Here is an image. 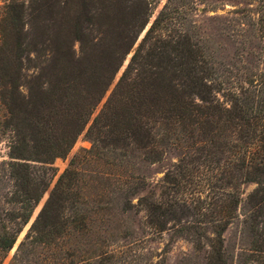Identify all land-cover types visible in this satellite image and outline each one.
Listing matches in <instances>:
<instances>
[{
  "label": "trees",
  "instance_id": "trees-1",
  "mask_svg": "<svg viewBox=\"0 0 264 264\" xmlns=\"http://www.w3.org/2000/svg\"><path fill=\"white\" fill-rule=\"evenodd\" d=\"M159 1L2 0L0 144L7 139L9 153L0 158V264H83L78 236L107 209L105 183L127 207L147 189L138 204L151 233L170 229L168 244H192L177 264H264V0L213 15L205 13L224 0H167L93 119L92 147L33 219L50 188L47 166L91 120ZM33 53L38 71L28 80ZM152 152L178 155L157 191L140 171ZM248 184L256 187L246 194ZM108 254L93 264L110 263Z\"/></svg>",
  "mask_w": 264,
  "mask_h": 264
},
{
  "label": "rangeland",
  "instance_id": "rangeland-1",
  "mask_svg": "<svg viewBox=\"0 0 264 264\" xmlns=\"http://www.w3.org/2000/svg\"><path fill=\"white\" fill-rule=\"evenodd\" d=\"M166 1L167 0H160L159 2H152L150 7L151 17L149 22L140 32L137 41L132 48V51L127 54L122 67L116 74L113 82L109 86L102 100L94 109L91 120L77 136V138H75L68 152L63 154L62 156L54 158L53 162L47 166L49 170L48 176L49 178L51 177L50 188L43 194L39 204L35 209L33 219L41 210L44 202L49 196L50 189L54 186L58 177L70 166L71 160L75 156H81L85 154V150L92 147L93 139L95 137L88 129L92 124L93 119L98 115L99 111L112 94L115 85L117 84L120 76L122 75L124 69L130 61L134 49L138 47L148 28L151 26L154 18ZM241 1L242 0H224L223 2H225V6L221 5L217 10L210 9L205 14L213 15L215 13H224L225 10L241 6V3L239 5H235V3H239ZM2 3V0H0V12ZM203 8L204 5L200 4L199 10L202 11ZM95 34V36H98V38L103 36V34L99 32ZM74 49L77 57H79L81 55H84L83 49L85 50V45H83V43H80L79 41H76L74 43ZM34 55L35 53L32 54L31 61L25 59V66L27 67L26 70H24V73L26 75L25 78H27L28 80L33 79L32 77H34L36 71H38L37 66H32V64H34V61H36L34 60ZM28 85L27 83H24L23 91L25 93L29 90V88L27 87ZM7 143L8 142L6 139L0 144V158L2 159L8 158L9 148ZM146 149L147 151H149L148 148H145L143 150ZM122 151L123 150L120 149L119 153H121ZM148 154L150 157L145 158V160L141 162L142 168L140 171L145 175V181L147 183H150L149 187L151 188V190L154 191L156 189L157 191V187L155 185H157V183L161 181L170 165L177 162L178 155L176 153H164L162 155L157 153L159 154L157 155L153 154V152ZM156 155L160 160H157ZM35 164L39 166V168H41L42 166L41 163ZM255 187L256 184H248L245 185L243 189L245 193L248 194ZM100 191L101 194H104V204H107V209L102 211L101 213L103 214H99L100 216L94 217L95 220L93 222H90L89 231H86L84 234L79 233L80 236L78 237L79 239L81 237V241L77 246L81 249L82 255L79 259L74 257V259L78 262H80L79 260H82L83 264H93L94 260L101 259L102 257H100V255L104 250H107V252H110L111 254V262L108 264H123L122 261L124 259L131 261L136 257V255L140 253L144 254L142 255L143 257H140L135 262L131 261L130 264H149V262H152L153 264H177L183 252L191 251L192 244L185 238L180 236H175L171 240L170 244H168L170 238L169 234L172 233L170 229L165 230L163 234L151 233V229L147 227L146 224L147 212L138 204L139 198L147 194V189L141 190L137 195L131 197L132 203L131 206L129 205V207L124 205V194L117 190V187L114 183L112 185H108L107 183L103 184L100 188ZM168 226H170V223L168 224ZM28 227L29 225H27L19 235L15 247L9 253L7 262L16 253L17 247L20 244L21 240L24 238ZM235 233V230L229 229L225 232L224 236L226 239L230 238L233 243L237 244ZM138 239H142L144 240V242H139ZM69 241L72 242V244L68 243V246L70 245L71 249L75 246L76 242H78L76 238L73 237H71Z\"/></svg>",
  "mask_w": 264,
  "mask_h": 264
}]
</instances>
